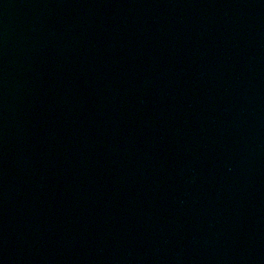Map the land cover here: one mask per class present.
Listing matches in <instances>:
<instances>
[{
	"label": "water",
	"instance_id": "95a60500",
	"mask_svg": "<svg viewBox=\"0 0 264 264\" xmlns=\"http://www.w3.org/2000/svg\"><path fill=\"white\" fill-rule=\"evenodd\" d=\"M0 264H264V0H0Z\"/></svg>",
	"mask_w": 264,
	"mask_h": 264
}]
</instances>
